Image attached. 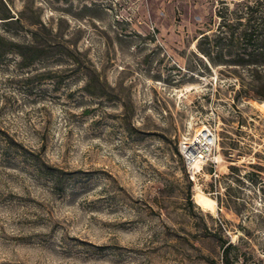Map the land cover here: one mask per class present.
<instances>
[{
  "label": "rangeland",
  "instance_id": "obj_1",
  "mask_svg": "<svg viewBox=\"0 0 264 264\" xmlns=\"http://www.w3.org/2000/svg\"><path fill=\"white\" fill-rule=\"evenodd\" d=\"M221 1L0 0L3 48L43 52L0 60V264H264V102L195 56Z\"/></svg>",
  "mask_w": 264,
  "mask_h": 264
},
{
  "label": "trees",
  "instance_id": "obj_2",
  "mask_svg": "<svg viewBox=\"0 0 264 264\" xmlns=\"http://www.w3.org/2000/svg\"><path fill=\"white\" fill-rule=\"evenodd\" d=\"M213 17L218 22L212 23L214 29H209V33L200 35L195 56L208 71L218 70L216 82L233 91L234 100L264 102V0H242L232 7L221 1ZM3 19L13 16L8 14ZM3 41L0 36V60L16 55L23 66L29 67L42 57V49L30 42H12L5 49ZM222 247V261L232 264L229 253L236 246L226 242Z\"/></svg>",
  "mask_w": 264,
  "mask_h": 264
},
{
  "label": "built area",
  "instance_id": "obj_3",
  "mask_svg": "<svg viewBox=\"0 0 264 264\" xmlns=\"http://www.w3.org/2000/svg\"><path fill=\"white\" fill-rule=\"evenodd\" d=\"M216 145V134L208 128L198 131L192 138H184L179 143V154L191 181L195 180L203 165L211 161V153ZM197 165H200L199 169Z\"/></svg>",
  "mask_w": 264,
  "mask_h": 264
},
{
  "label": "bare ground",
  "instance_id": "obj_4",
  "mask_svg": "<svg viewBox=\"0 0 264 264\" xmlns=\"http://www.w3.org/2000/svg\"><path fill=\"white\" fill-rule=\"evenodd\" d=\"M256 106L258 107V109L264 114V104H260V103H256ZM202 131V130H200ZM217 162L220 160L219 157L216 158ZM197 168H200V165H197ZM198 200L199 202H201V204L208 206L209 208H211L212 210L215 209L216 207V203L212 200H209L208 198H206L202 192H198Z\"/></svg>",
  "mask_w": 264,
  "mask_h": 264
}]
</instances>
